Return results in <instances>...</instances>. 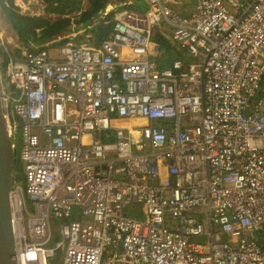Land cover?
I'll use <instances>...</instances> for the list:
<instances>
[{"label": "built area", "instance_id": "2783aa9c", "mask_svg": "<svg viewBox=\"0 0 264 264\" xmlns=\"http://www.w3.org/2000/svg\"><path fill=\"white\" fill-rule=\"evenodd\" d=\"M145 1L98 44L8 60L17 264H264V0Z\"/></svg>", "mask_w": 264, "mask_h": 264}, {"label": "trees", "instance_id": "16d2710c", "mask_svg": "<svg viewBox=\"0 0 264 264\" xmlns=\"http://www.w3.org/2000/svg\"><path fill=\"white\" fill-rule=\"evenodd\" d=\"M110 1L113 0H87L86 2L83 0H42L46 15L20 14L14 0H0V7L5 11L8 21L21 43L28 50L35 51L46 48V44L48 46H58L70 42L72 39L65 35L72 32H81L88 35V39L82 35L76 36L77 38L72 40L76 44L87 40L98 44L108 38L112 32L117 13L115 8L104 14ZM115 1L121 3L125 0ZM134 2L139 10L148 8L145 0H134ZM165 39L162 35L157 37V41L162 46L166 45L171 49L172 56V53H174L172 45L168 44ZM0 54L5 65L8 60L7 52L0 51ZM17 148H19L18 132L15 133L14 151H16V160L14 169L21 171V165L17 158Z\"/></svg>", "mask_w": 264, "mask_h": 264}, {"label": "rangeland", "instance_id": "374dc122", "mask_svg": "<svg viewBox=\"0 0 264 264\" xmlns=\"http://www.w3.org/2000/svg\"><path fill=\"white\" fill-rule=\"evenodd\" d=\"M42 0H14V4L18 7V12L20 14H25V15H46L45 12V5L44 3L41 2ZM165 2V0H163ZM197 0H168L166 1L167 4L171 7V9L176 12L180 16H190L194 10V6L196 4ZM124 2V1H123ZM121 2V3H123ZM127 2V0H125ZM121 3H116L113 9L116 8V12L122 9V4ZM112 10V9H110ZM82 31V30H81ZM83 36L84 38L87 37L84 33L81 32H72L68 33L65 36L70 38V39H76V36ZM72 40L70 42H72ZM172 45V44H170ZM169 45V46H170ZM56 47V46H55ZM172 50H174L173 55L171 56V53L169 54L168 60L165 63V66L169 64V61L172 58L178 57L179 59L182 60H188V57L186 54H184L183 50H177L174 48L172 45ZM0 51L1 52H7V58L8 60L10 57H15V55H20V53L24 50L27 49L23 43L18 39V36L15 32V30L11 27V24L8 21V17L3 10V8L0 7ZM28 50V49H27ZM171 51V49H170ZM7 60V63H8ZM7 63L4 65V59L2 58V55L0 54V81L2 83L7 84V79H6V69H7ZM19 152V148H17V153ZM16 153V151H15ZM18 155V154H17ZM18 158V156H17ZM19 160V159H18ZM15 170V169H14ZM16 172V179L21 177L20 173L22 172L19 171V169L15 170ZM74 210L76 212L79 211V206H75ZM169 217V215H167ZM60 222V219L55 218L53 216L50 217V224L51 228L54 233H56L58 224ZM55 237V234H54ZM53 237V240L51 241V246L53 247V241L55 238ZM58 255L54 259V264H59L60 262V257L62 256V251L61 249H58Z\"/></svg>", "mask_w": 264, "mask_h": 264}, {"label": "water", "instance_id": "95a60500", "mask_svg": "<svg viewBox=\"0 0 264 264\" xmlns=\"http://www.w3.org/2000/svg\"><path fill=\"white\" fill-rule=\"evenodd\" d=\"M16 155L10 124L0 98V264H16V248L10 208Z\"/></svg>", "mask_w": 264, "mask_h": 264}, {"label": "bare ground", "instance_id": "6f19581e", "mask_svg": "<svg viewBox=\"0 0 264 264\" xmlns=\"http://www.w3.org/2000/svg\"><path fill=\"white\" fill-rule=\"evenodd\" d=\"M124 120H128L129 122L128 123H126V124H124L125 126H131L133 123H142V122H144V120L143 119H132V120H130V119H124ZM122 121V120H121ZM121 121H117L116 123L117 124H120L121 123ZM159 123H162L161 121H159ZM12 136V135H11ZM14 138H15V136L14 137H12V141L14 142ZM15 147V146H14ZM137 169L136 168H131V171H136ZM15 175H16V172L14 171L13 172V178L15 179ZM20 175H21V173H20ZM123 176L124 175H120L119 176V178H123ZM14 179H13V182H14ZM259 185H260V183H258V187H259ZM212 186V183L211 182H209V181H205V183H204V185H203V189H205V192L207 193L208 192V190H209V188ZM258 187H257V189H258ZM256 189V190H257ZM171 219V217H168L166 214L164 215V221H163V223H160V224H155L156 226H160V227H165L166 226V222L167 221H169ZM134 221L135 222H139L138 220H136V219H134ZM140 227L138 228L137 226H133V233L132 234H134V235H136V234H140V235H142L143 233H145V230L143 229V225H139ZM16 231H17V233L18 234H21L22 233V230L20 229V228H18V227H16ZM254 247H256V246H253V249L255 250V248ZM108 251H110V249L108 248ZM31 255V254H30ZM15 258H16V264H17V255L15 256ZM41 258H42V255H41ZM235 259H237V257H235ZM31 260V262H33L32 261V259H30ZM234 260V259H233ZM39 264H43L42 262H40L39 261Z\"/></svg>", "mask_w": 264, "mask_h": 264}, {"label": "crops", "instance_id": "0c3cea01", "mask_svg": "<svg viewBox=\"0 0 264 264\" xmlns=\"http://www.w3.org/2000/svg\"><path fill=\"white\" fill-rule=\"evenodd\" d=\"M109 4H111V2L108 3V5H109ZM108 5H107V6H108ZM105 9H106V8H105ZM128 122H129L128 120H123V121H121V124H126V123H128Z\"/></svg>", "mask_w": 264, "mask_h": 264}]
</instances>
